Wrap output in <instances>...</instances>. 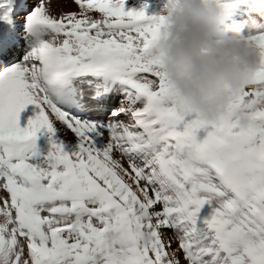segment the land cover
<instances>
[{"label":"snow or ice","instance_id":"snow-or-ice-1","mask_svg":"<svg viewBox=\"0 0 264 264\" xmlns=\"http://www.w3.org/2000/svg\"><path fill=\"white\" fill-rule=\"evenodd\" d=\"M174 6L0 0V264H264V110L175 106L150 58Z\"/></svg>","mask_w":264,"mask_h":264},{"label":"clouds","instance_id":"clouds-1","mask_svg":"<svg viewBox=\"0 0 264 264\" xmlns=\"http://www.w3.org/2000/svg\"><path fill=\"white\" fill-rule=\"evenodd\" d=\"M250 11L264 17V0H248ZM166 35L151 50V59L175 94V106L211 123L230 117L236 126H255L264 110V86H257L259 54L238 22L227 23L219 0H182L166 12ZM245 90L253 95L244 110L231 106Z\"/></svg>","mask_w":264,"mask_h":264},{"label":"rangeland","instance_id":"rangeland-1","mask_svg":"<svg viewBox=\"0 0 264 264\" xmlns=\"http://www.w3.org/2000/svg\"><path fill=\"white\" fill-rule=\"evenodd\" d=\"M236 0H234L235 2ZM170 0H126V8L140 9L147 5V14H160L163 12L165 5L169 4ZM175 5H178L182 0H172ZM221 2V0H219ZM237 7L227 14V23L238 22L243 29V34L246 37L264 33V17H261L250 11L249 2H236ZM75 5V4H74ZM76 10V5L71 8ZM70 9V10H71ZM23 122V121H22Z\"/></svg>","mask_w":264,"mask_h":264},{"label":"bare ground","instance_id":"bare-ground-1","mask_svg":"<svg viewBox=\"0 0 264 264\" xmlns=\"http://www.w3.org/2000/svg\"><path fill=\"white\" fill-rule=\"evenodd\" d=\"M57 2H62V0H54V4L57 3ZM73 6H75L74 3L69 2V3H68V6H67V8H66L65 10H66V11H72L71 8H72ZM70 9H71V10H70ZM65 138H66L67 140H69V141L75 142V137H74L70 132H68V133L66 134Z\"/></svg>","mask_w":264,"mask_h":264}]
</instances>
